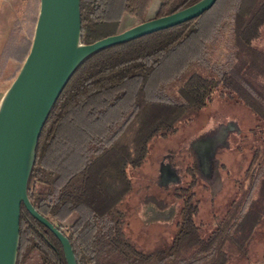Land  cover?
Returning a JSON list of instances; mask_svg holds the SVG:
<instances>
[{
	"label": "trees",
	"instance_id": "16d2710c",
	"mask_svg": "<svg viewBox=\"0 0 264 264\" xmlns=\"http://www.w3.org/2000/svg\"><path fill=\"white\" fill-rule=\"evenodd\" d=\"M201 0H82V44L118 34L126 14L138 24L175 14ZM37 23V21H36ZM264 27V0H218L201 17L102 49L75 70L41 132L28 194L36 211L60 229L77 215L68 237L77 264H238L264 225L255 197L264 196V129L251 132L255 152L236 180L237 197L223 215L202 219L196 166L167 195L179 203L172 240L144 250L130 233L125 207L134 191L129 170L145 163L150 144L168 139L215 97L240 102L264 122V90L251 80ZM22 33V35H21ZM22 28L4 50L17 63L31 46ZM34 35V34H33ZM144 202L163 212L153 195ZM61 230V229H60ZM67 264L56 236L22 207L17 264Z\"/></svg>",
	"mask_w": 264,
	"mask_h": 264
},
{
	"label": "rangeland",
	"instance_id": "374dc122",
	"mask_svg": "<svg viewBox=\"0 0 264 264\" xmlns=\"http://www.w3.org/2000/svg\"><path fill=\"white\" fill-rule=\"evenodd\" d=\"M9 11L10 36L31 27L33 41L36 21L40 11V0H2ZM138 21L126 14L118 34L134 26ZM22 35V33H21ZM259 51H264V27L261 38L255 42ZM31 46L28 45L26 50ZM3 52V51H2ZM257 65L251 63L248 74L253 83L264 90V55H258ZM17 63L0 56V106L15 79ZM18 75V74H17ZM264 129L261 122L240 102L215 97L191 123L168 139H155L143 166L130 171L134 191L128 196L125 207L130 215V233L144 250L154 249L169 243L175 235L179 215V203L167 193L174 187H185L183 180L188 166H196L202 191V219L209 222L215 213L223 215L237 197L235 181L241 179L248 169L255 152L252 130ZM148 195L167 200L171 207L160 212L147 204ZM260 211L264 209V196L255 197ZM77 215L60 225L67 236L71 233ZM33 261L30 264H35ZM238 264H264V225L256 231L250 246L249 260Z\"/></svg>",
	"mask_w": 264,
	"mask_h": 264
},
{
	"label": "water",
	"instance_id": "95a60500",
	"mask_svg": "<svg viewBox=\"0 0 264 264\" xmlns=\"http://www.w3.org/2000/svg\"><path fill=\"white\" fill-rule=\"evenodd\" d=\"M217 1L201 0L175 14L84 45L82 0H40L30 52L0 106V264H17L23 206L56 236L67 264H77L68 237L32 205L28 185L43 127L78 66L102 49L197 19Z\"/></svg>",
	"mask_w": 264,
	"mask_h": 264
},
{
	"label": "crops",
	"instance_id": "0c3cea01",
	"mask_svg": "<svg viewBox=\"0 0 264 264\" xmlns=\"http://www.w3.org/2000/svg\"><path fill=\"white\" fill-rule=\"evenodd\" d=\"M8 14H9V11H8V8L6 7V3L0 0V56H4V50L6 49L12 37V35L10 36L11 29L9 28V21H8L9 15ZM130 171H133V170H129L128 171L129 174H130Z\"/></svg>",
	"mask_w": 264,
	"mask_h": 264
}]
</instances>
